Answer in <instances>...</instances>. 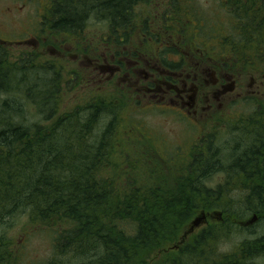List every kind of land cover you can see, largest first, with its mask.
Here are the masks:
<instances>
[{"label":"trees","instance_id":"1","mask_svg":"<svg viewBox=\"0 0 264 264\" xmlns=\"http://www.w3.org/2000/svg\"><path fill=\"white\" fill-rule=\"evenodd\" d=\"M152 1L159 0H50L46 28L53 36L79 34L86 39L87 20L94 14L99 20L109 19L110 45H115V52L121 49V55H128L127 37L137 23L135 8ZM176 1L183 3L179 11L173 10ZM209 1L212 10L221 14L213 20L214 33L204 32L207 20L197 7H189V0H168L164 22L156 27L158 33L145 19L141 28L144 39L164 43L159 52L153 49L161 65L183 70L192 50L201 59L217 61L235 76H264V0ZM188 17L200 24L197 35L213 40L206 53H216V57H204L203 49L189 44ZM50 32L46 41L51 39ZM6 44L0 39V228L20 215H26L31 223L56 227L54 255L43 264H192L191 252H200L220 239L229 241L232 228L239 223L247 226L233 209L236 201L230 192L236 187L248 189L249 200L254 202L245 213L250 210L257 219L264 217V161L254 158L252 151L260 137L246 135L245 147L237 151L236 146L231 152L233 161L225 166V155L201 139L191 150L192 158L180 166L161 159L172 173L167 178L157 176L159 167L153 170L148 165L153 163L152 156L160 155L153 147L141 161L148 166V173H138V160L126 154L128 168L113 157L121 145L117 137L123 110L133 99L123 95V90L116 96L97 93L85 105L61 112L65 90L62 67L38 61L36 52L13 60ZM145 46L133 48V55L135 50L151 52L153 46ZM174 53L181 55L179 64L169 58ZM98 59L104 65L113 64L112 57ZM44 70L46 76H42ZM126 90L134 93L133 86ZM28 106L35 108L33 115L40 119L34 122L38 123L27 122ZM260 107L264 108V103ZM219 173L229 174V184L210 186L208 181ZM220 212L224 227L205 228L191 240L196 247L183 241L196 215L215 219ZM129 225L132 231L127 229ZM160 254L165 255L156 260ZM214 254L206 264H259L256 258L264 254V236L236 244L225 254L214 249ZM0 264H25L4 233L0 234Z\"/></svg>","mask_w":264,"mask_h":264},{"label":"rangeland","instance_id":"2","mask_svg":"<svg viewBox=\"0 0 264 264\" xmlns=\"http://www.w3.org/2000/svg\"><path fill=\"white\" fill-rule=\"evenodd\" d=\"M189 1H191L189 7H197L198 10H201L202 18L207 20L204 32L211 31V33H214L215 21L213 20L221 18V14H217V11L212 10L213 3H210L209 0ZM167 2L168 0L152 1L149 2L150 4L142 3L135 8L136 28L133 32H129L127 37L128 43H126L128 47L130 46L126 48L129 53L128 55H121V49L115 52L113 49L115 45H110L109 37L107 36L109 19L99 20L93 14L87 20V28L84 34V36H87L86 39H84L83 35L79 34L77 36L54 34L53 36L49 29L46 28V24L48 23L46 10L52 3H50V0H0V39L11 47L12 59L16 60L19 58L18 56L24 54L28 56L36 52L37 56L40 57L38 61L44 63L52 61L54 62V66L58 65L62 67L63 81L65 80L63 87L65 90L62 94L61 112L73 111L79 105H85L97 93H106V95L111 93V96H116L117 94H123L120 92V90H123L126 93L123 95L133 99L135 102L131 101V103H127V106L123 110V121L118 128L120 134L117 137L121 145L118 146L117 153L113 157L122 162V166L124 167L130 165V162H128L130 159H136L139 161L138 173L142 170L148 173V166H145L146 163L141 161L146 159L145 154L155 147L160 155L159 157L152 156L153 163H148V165L153 170L159 167L157 176L165 178L172 175L166 168V161L180 166L188 158L192 157V145L200 142V139L210 141L213 148L219 149L225 155L224 159L226 162L224 166L228 165V162L233 161L231 152L235 151L236 146H238L237 151L245 147L247 141L245 142L243 139L246 138V134H252V139L256 137L254 131L256 127L254 126L259 123V118H264V108L260 107L264 103V95L258 92L260 85L264 92V84H262L264 83L263 76L244 73L243 75L235 76L236 81L232 85L236 84V86L231 91L233 93L216 96L213 92L217 87L213 85L212 79H216L217 73L221 74L223 71H221V68L217 64L209 62L208 58H204L205 60L208 59L205 61L197 55H195L197 57L196 63H193V58L190 59V55L187 57L189 64L185 65L184 69L189 68L185 74H189L188 72H190L199 85L200 91L198 93L201 106L206 107L211 103L210 108L199 111L198 115L182 114V110L166 104H160L151 95L142 94L140 96L135 95L132 90H126L132 84H135V82L140 86L139 79L144 78V72H151L150 68L152 66L154 68L161 66L160 60L157 61L153 54V49H158L159 47L153 46V44L161 46L164 43L158 44L159 42L154 41L155 39L147 41L143 37L144 31L141 28L147 18L150 22V27L154 29L155 33H158L156 27L162 26L164 22V6ZM181 3L176 1L173 5V10L179 11L178 7ZM187 24L189 44L193 48L197 44L198 48L205 51V55L203 56L207 57L206 54L209 53L206 52H209L213 47V40L207 39L206 41L196 34V28L200 24L194 18L188 17ZM49 32L51 39L50 41H46ZM193 32H195L194 36ZM143 44L153 46L151 52L149 50H146L147 52H137L135 50L136 53L133 55V48L139 49L140 46L147 48ZM116 53L117 58L115 59L114 55ZM154 53L157 54V51ZM102 55L109 56V58L112 57L113 60L115 59L114 61L111 59L113 64H102V61L98 59L99 56L102 58ZM216 55L214 53L208 56L216 57ZM127 57L132 58V60H139L141 64L136 65L131 60L127 62ZM19 65H21L20 61ZM215 69H217V73ZM44 71L42 72V76L47 75V71ZM19 75L21 74L19 73ZM48 75L50 76V72H48ZM227 83H232V81H227ZM127 92L129 95H127ZM256 106L260 111L256 110ZM28 108L30 114L27 115V117L29 116L27 122L29 124L38 123L34 122L40 119L33 115L35 108H32V110L31 106H28ZM38 114L41 116L40 113ZM199 119L203 123H199ZM108 120V118L105 119L101 123V127ZM206 122L209 124L207 125ZM42 123L47 124L48 122L43 121ZM201 129H203L202 132ZM201 134L203 136L200 138ZM196 139H198V142H196ZM126 154L130 156V159L126 158ZM161 159L166 161H162ZM157 161L159 163L155 164ZM228 176V173L214 174L208 181V184L210 186H217L219 184L227 186L229 183H226V177ZM147 180L151 182L152 178L148 177ZM230 182L232 184L235 183L233 180H230ZM247 191L249 190L236 187L235 190L230 192L236 201L233 209L239 211L244 218L242 219L244 220L242 221L243 224H247V226L240 227L239 223L236 227L232 228L233 237L229 241L228 239L226 241L220 239L222 241L217 242L215 245H205L204 249L200 252L194 251V254L191 252L190 263L206 264L215 255L214 249L218 250L221 254H225L230 252L236 244H240L247 239H257L264 236V217H260L252 223L251 219L255 213L250 210L245 213L250 202L254 203L252 199L249 200ZM201 215H196L193 220ZM205 215L206 219L209 217L208 220L211 223L209 224L205 220L201 225L192 230V220L183 235V241L187 240L186 243L190 242L193 237H196L198 233L202 232L205 228H209L211 225H221L223 227L226 225L225 218L221 212L219 216L215 215V219H211L212 217L207 214ZM127 229L132 231L130 225ZM55 230L56 227L51 228L39 225V223H31L26 215H20L16 219L8 220L0 228V234L4 233L11 239L14 249L17 250V253L25 261V264H43L54 255ZM225 237L228 238V236ZM190 243L192 247L197 246L195 240ZM169 251L171 250L168 249ZM164 255L160 254L158 257L152 256L157 260L164 257ZM216 256H219L218 253ZM261 256L260 258H256V262L264 264V254Z\"/></svg>","mask_w":264,"mask_h":264},{"label":"flooded vegetation","instance_id":"3","mask_svg":"<svg viewBox=\"0 0 264 264\" xmlns=\"http://www.w3.org/2000/svg\"><path fill=\"white\" fill-rule=\"evenodd\" d=\"M153 46H156V44H153ZM157 46L159 47V45ZM159 49L160 48H158V52L160 51ZM153 54L155 56L154 58H156V60L159 61V54L158 53L156 54L154 52ZM195 55H196L195 53L190 54V59L193 58V63H196L197 57H195ZM114 57L115 59L117 58V53L114 55ZM169 58H171L176 64H179L181 61V55L178 53L171 54ZM126 59H128L127 62L131 60L132 62H135L136 65L141 64V61L139 60L138 61L132 60V58H128V57ZM209 62L213 64H217L218 67H220L218 62L214 61L213 59H209ZM220 68H221V71L223 72L219 74L217 73V69H215L217 73V77L216 79H212L213 85L217 87L216 90L213 92V94H215L216 96L219 94L227 95L229 93H233L231 91H233L234 90L233 88H235L236 86V84L232 85L236 81L235 75L225 71L222 67ZM188 69L181 70V69H178V66L173 69L165 67L163 65H161L158 68H154L152 66V68H150L151 72L149 71L144 72L145 73L144 78L139 79L140 86H138L136 82L135 84L131 85L133 86L134 94L140 95V96L142 94L151 95V97L154 99H157L160 104H166L168 106H173L174 108L182 110L181 111L182 114L198 115L199 111H204L210 108L211 103L208 104V106L206 107L201 106L202 104H201V101L199 100V93H198L200 91L199 85L196 83L195 77L192 76L190 72H188L189 74H185V72H187ZM215 71H213V73H215ZM227 81H232V83H227ZM258 92L259 94L264 95L261 85H260ZM256 110L260 111L259 108ZM261 119H263V117L259 118V120ZM198 122L203 123L201 119H199ZM206 124L208 125L209 123L206 122ZM254 127H256L254 131L256 130L255 133L257 137H260V138H258L257 140L258 144L256 145L255 150L252 149V151L255 152L254 158L257 157L258 161L263 162L264 161V139H262V137H264V122H259ZM202 131L203 129H201V132ZM202 136L203 135L201 134L200 138ZM197 140L198 139H196V142H198ZM200 146H203V144H200ZM193 147H195V145H192V148Z\"/></svg>","mask_w":264,"mask_h":264},{"label":"water","instance_id":"4","mask_svg":"<svg viewBox=\"0 0 264 264\" xmlns=\"http://www.w3.org/2000/svg\"><path fill=\"white\" fill-rule=\"evenodd\" d=\"M206 220V215L202 214L201 216L195 218L192 223H191V228L192 230L196 227H198L199 225H201L204 221ZM257 220V215H254V217L251 219V222L253 223L254 221ZM190 228V229H191Z\"/></svg>","mask_w":264,"mask_h":264}]
</instances>
